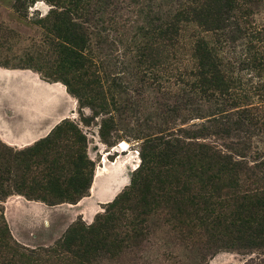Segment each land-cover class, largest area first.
I'll return each mask as SVG.
<instances>
[{
    "label": "rangeland",
    "instance_id": "rangeland-1",
    "mask_svg": "<svg viewBox=\"0 0 264 264\" xmlns=\"http://www.w3.org/2000/svg\"><path fill=\"white\" fill-rule=\"evenodd\" d=\"M175 1L0 0L1 132L29 137L50 126L55 116L67 115L31 158L16 152L45 135L23 146L0 138V264H76L79 260L71 253L41 252L58 249L57 242L75 221L88 225L96 213L110 209L107 202L129 184L141 163L142 145L154 136L189 140L185 132L197 130L201 135L191 141L240 161L242 189H264V2L246 17L248 24L237 40L204 31L195 22L180 23L169 44L154 40L147 14H161ZM66 29L82 38L77 48L60 37ZM200 40L218 58L221 90L205 93L196 86L195 45ZM67 49L73 51L71 58ZM74 57L84 64L82 70L66 64ZM62 78L78 89L79 103ZM55 82L69 98L51 91ZM81 135L84 139L78 141ZM77 153L86 154L83 165L94 170L93 198H84L88 192L80 205H49L24 195L32 188L43 194L52 166L62 176L70 175ZM97 198L102 202L98 210L91 208ZM111 211L124 225L123 211ZM143 228L139 239L120 247L106 242L94 249L88 243L87 261L264 264V246L212 249L205 255L208 239L173 226L163 209L156 208Z\"/></svg>",
    "mask_w": 264,
    "mask_h": 264
},
{
    "label": "trees",
    "instance_id": "trees-1",
    "mask_svg": "<svg viewBox=\"0 0 264 264\" xmlns=\"http://www.w3.org/2000/svg\"><path fill=\"white\" fill-rule=\"evenodd\" d=\"M131 1L138 4L140 0ZM263 2L177 0L161 14L155 16L149 12L147 27L151 38L168 44L173 39L171 36L177 34L179 24L187 22H195L204 31H220L227 40L233 41L239 39L242 27L247 26L246 17ZM60 37L72 49L77 48L82 40L70 29L64 30ZM72 49H67L70 58ZM195 57L199 68L194 75L196 86L205 93L212 88L221 90L224 82L220 63L205 41L196 43ZM65 62L74 71L83 69L84 64L81 65L77 57ZM60 81L79 103L78 89L71 85V80L62 78ZM82 87L85 85L81 84ZM57 129L59 124L33 145L16 153L31 158L37 154L38 145ZM185 134L189 140L159 136L147 139L141 147V163L131 175L129 184L107 202L110 209L105 214L96 213L88 225L75 221L57 242L58 249H43L41 254L68 252L77 257L76 264H89L86 259L88 243L95 249L106 242L109 246L120 247L123 242L139 239L143 235V223L156 208L163 209L173 226L183 229L187 235L195 232L196 237L208 239L205 255L211 254L212 249L263 247L264 189H258L259 186L242 189L239 184V174L243 171L240 161L207 144L191 141L201 135L197 130ZM78 138L82 141L84 136ZM84 158L86 154H76L72 173L67 177L52 166V173L46 175L43 182V194L34 193L32 188L24 195L49 205L76 203L88 195L94 172L93 168L86 169L83 165ZM89 164L92 165L91 160ZM113 209L123 211L125 223L121 227L116 222L115 212L111 211Z\"/></svg>",
    "mask_w": 264,
    "mask_h": 264
},
{
    "label": "crops",
    "instance_id": "crops-1",
    "mask_svg": "<svg viewBox=\"0 0 264 264\" xmlns=\"http://www.w3.org/2000/svg\"><path fill=\"white\" fill-rule=\"evenodd\" d=\"M31 77H32V75H31ZM33 79H35L36 77H32ZM57 83V84H56ZM63 88V89H62ZM51 91L52 92H54V93H56V95L57 96H59V97H62V98H64V99H67V98H69L68 96H67V93H66V91L64 90V86L62 85V84H60V83H58V82H55V85H53V86H51ZM61 90V91H60ZM65 94V95H64ZM66 96V97H65ZM65 117H67V115L65 114V112H63V113H61V114H59V115H57V116H55L54 118H53V120L51 121V123L52 124H50V126H47L46 128H44L43 130H41V131H38V132H35L33 135L31 134L29 137H25V138H19V139H17V138H13V137H8V136H5L2 132H1V130H0V138L4 141V142H6L7 144H10V145H15V146H23V145H27V144H29V143H31V142H33L34 140H36L39 136H41V134L42 135H46L50 130H51V128L56 124V123H58L61 119H63V118H65ZM54 121V122H53ZM45 131H47V132H45ZM45 132V134H43ZM37 133H39V134H37ZM34 136H36V137H34ZM6 138H8V139H6ZM16 139V140H15ZM11 140V141H10ZM25 142H24V141ZM27 140H29V141H27ZM22 144V145H21ZM89 195L87 196V197H84V198H93V196H92V194H91V191L89 190ZM103 199H105V198H103ZM99 199L97 198V199H95V204L91 207V208H96V210H98L97 209V207H98V204L99 203H102V202H100V201H98ZM106 200H108L107 198H106ZM81 202H82V199H80L77 203H75L73 206H77V205H80L81 204ZM90 208V209H91ZM89 209V210H90ZM83 212V214L85 213V212H87V211H82ZM84 217V216H83Z\"/></svg>",
    "mask_w": 264,
    "mask_h": 264
},
{
    "label": "bare ground",
    "instance_id": "bare-ground-1",
    "mask_svg": "<svg viewBox=\"0 0 264 264\" xmlns=\"http://www.w3.org/2000/svg\"><path fill=\"white\" fill-rule=\"evenodd\" d=\"M38 8L40 9V7H38ZM34 76H35V75H34ZM56 84H57V83H56ZM62 89H63V88H62ZM60 91H61V90H60ZM64 95H65V94H64ZM65 97H66V96H65ZM53 122H54V121H53ZM51 124H52V123H51ZM41 132H42V131H41ZM45 132H47V131H45ZM45 132H44L43 134H45ZM37 134H39V133H37ZM32 135H33V134H32ZM41 135H42V134H41ZM34 137H36V136H34ZM24 138H25V137H24ZM6 139H8V138H6ZM18 139H19V138H18ZM8 140H9V139H8ZM15 140H16V139H15ZM10 141H11V140H10ZM23 141H24V140H23ZM27 141H29V140H27ZM24 142H25V141H24ZM21 145H22V144H21ZM106 162H107V161H106ZM106 164H107V163H106ZM115 164H116V163H115ZM137 165H138V164H137ZM103 166H104V165H103ZM133 166H134V165H133ZM135 167H136V166H135ZM105 170H106V169H105ZM101 171H103V170H101ZM106 171H107V170H106ZM102 173H103V172H102ZM105 173H106V172H105ZM105 173H104V174H105ZM117 173H118V172H117ZM108 174H109V173H108ZM108 174H106V175H108ZM96 175H100V173L97 172ZM110 175H111V177H112V174H110ZM97 177H98V176H97ZM100 177H102V176L100 175ZM114 178H115V177H114ZM123 179H124V178H123ZM112 180H114V179H112ZM120 180H121V179H120ZM120 180H119V181H120ZM125 180H126V179H125ZM125 180H124V181H125ZM119 181H115V180H114V182H116V183L119 182ZM122 181H123V180L120 181V184L122 183ZM95 183H97V181H96ZM109 183H110V182H109ZM111 184H112V183H111ZM96 185H97V184H96ZM109 185H110V184H109ZM109 185H108V186H109ZM114 186H115V185H114ZM118 187H119V186H118ZM95 189H96V188H95ZM112 189H113V188H112ZM114 191H115V189H114ZM106 192H108V191H106ZM115 193H116V192H115ZM113 195H114V194H113ZM111 196H112V195H111ZM104 198H105V200H106V197H104ZM108 199H109V198H108Z\"/></svg>",
    "mask_w": 264,
    "mask_h": 264
}]
</instances>
